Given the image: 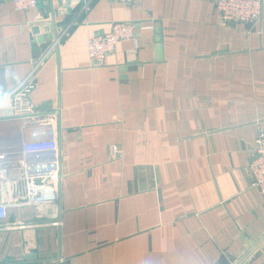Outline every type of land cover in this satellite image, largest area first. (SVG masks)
<instances>
[{
    "label": "crops",
    "instance_id": "obj_1",
    "mask_svg": "<svg viewBox=\"0 0 264 264\" xmlns=\"http://www.w3.org/2000/svg\"><path fill=\"white\" fill-rule=\"evenodd\" d=\"M115 21L134 38L91 64L88 38ZM25 80L56 115L61 176L54 208L35 207L8 168L0 264H234L264 236L247 172L264 0L255 24L222 22L212 0H0V98ZM241 264H264V241Z\"/></svg>",
    "mask_w": 264,
    "mask_h": 264
},
{
    "label": "built area",
    "instance_id": "obj_2",
    "mask_svg": "<svg viewBox=\"0 0 264 264\" xmlns=\"http://www.w3.org/2000/svg\"><path fill=\"white\" fill-rule=\"evenodd\" d=\"M40 0H11L16 10L34 8ZM63 1V0H62ZM85 2V0H71ZM124 3L130 0H107ZM224 23L255 24L262 13V0H212ZM143 28V27H142ZM135 24L115 21L106 32L87 40V55L93 65L102 66L120 41L135 36ZM26 80L0 98V121L13 127L0 141V182L7 179L8 168H16L14 178L21 193L20 204L54 208L61 176V155L56 136L55 113L35 110L26 98ZM249 186L264 199V129L260 128L251 148L247 167ZM6 217V204L0 201V220ZM52 264V263H42Z\"/></svg>",
    "mask_w": 264,
    "mask_h": 264
},
{
    "label": "water",
    "instance_id": "obj_3",
    "mask_svg": "<svg viewBox=\"0 0 264 264\" xmlns=\"http://www.w3.org/2000/svg\"><path fill=\"white\" fill-rule=\"evenodd\" d=\"M157 32H159L157 30ZM158 41H159V36L157 37ZM159 49V46H158ZM264 241V236L261 237V239H259L236 263L234 264H241V262L262 242Z\"/></svg>",
    "mask_w": 264,
    "mask_h": 264
}]
</instances>
